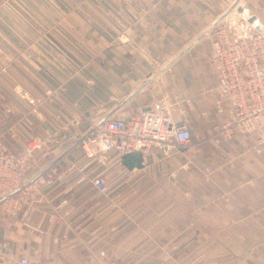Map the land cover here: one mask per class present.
Returning a JSON list of instances; mask_svg holds the SVG:
<instances>
[{
  "label": "crops",
  "instance_id": "crops-1",
  "mask_svg": "<svg viewBox=\"0 0 264 264\" xmlns=\"http://www.w3.org/2000/svg\"><path fill=\"white\" fill-rule=\"evenodd\" d=\"M247 12L264 27V0H0V155L23 164L15 177L58 172L0 212V264H264V119L213 129L230 107L217 108L212 38ZM161 96L188 146H152L127 168L79 144L99 118ZM107 157L142 178L101 194Z\"/></svg>",
  "mask_w": 264,
  "mask_h": 264
},
{
  "label": "built area",
  "instance_id": "built-area-1",
  "mask_svg": "<svg viewBox=\"0 0 264 264\" xmlns=\"http://www.w3.org/2000/svg\"><path fill=\"white\" fill-rule=\"evenodd\" d=\"M247 12L240 17L239 25L217 28L212 38L211 62L216 73L215 90L217 108L230 107L229 118L215 123L218 134L230 136L235 130L253 132L264 119V27H257L248 20ZM248 20V21H247ZM169 102L159 97L149 106L124 117L104 116L93 122L80 136L78 142L89 149L118 154L140 150L148 154L152 146L190 144V130L185 121H174ZM27 124L30 118H27ZM38 146L34 139L25 146V153ZM19 159L0 155V212L15 211L18 202L31 200L38 190V178L23 179ZM100 191L106 189L101 175L92 178ZM29 200V201H30ZM21 264H27L22 256Z\"/></svg>",
  "mask_w": 264,
  "mask_h": 264
},
{
  "label": "rangeland",
  "instance_id": "rangeland-1",
  "mask_svg": "<svg viewBox=\"0 0 264 264\" xmlns=\"http://www.w3.org/2000/svg\"><path fill=\"white\" fill-rule=\"evenodd\" d=\"M234 8L235 7L231 8L229 11H231ZM22 14L24 16H26V17L29 16V12H23ZM54 14L55 15L59 14V12L55 11ZM55 18H59V17L55 16ZM234 18H235V16H234ZM99 152L102 153L103 151H99ZM107 159H109V157L102 159L103 161L104 160L105 161H104V163H101V169L99 170V172H101L100 174L102 175V177L105 179V182H106V189L104 191H100L99 190V192L101 194H103V195L104 194H109L110 188L115 187L117 182H131L133 179H138L139 180V179L142 178V176L140 174L136 173V174L133 175V174H131V172H127L124 167H121V166L110 167V166H108L109 163H107V161H108ZM32 173L34 175L32 176V178H29V179H33V178H38L39 177L37 182H46L48 179H50V180H48V182H58V180H56V178H55V176L58 174V172H52L51 171L50 173H48L45 170H39V171H33ZM82 182H89V181L85 180V181H82ZM134 182H136V181H134ZM166 182H174V176L170 175V174H166ZM131 192H132V189H131ZM134 193L136 195L137 194H141V190L137 189L136 191H134ZM134 205L141 206V204H134Z\"/></svg>",
  "mask_w": 264,
  "mask_h": 264
},
{
  "label": "water",
  "instance_id": "water-1",
  "mask_svg": "<svg viewBox=\"0 0 264 264\" xmlns=\"http://www.w3.org/2000/svg\"><path fill=\"white\" fill-rule=\"evenodd\" d=\"M236 6H237V1H234L231 4V8L236 7ZM229 10L223 12V14L220 17H223ZM237 10H241V8H237ZM254 19H255L254 15H250L248 18V20L250 22H253ZM257 27H260V26L258 25ZM121 162L127 168H140L144 165L143 156H142L140 150H133V151L125 152V153L121 154Z\"/></svg>",
  "mask_w": 264,
  "mask_h": 264
}]
</instances>
